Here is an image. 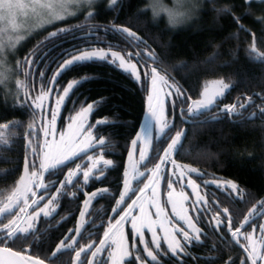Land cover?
Returning <instances> with one entry per match:
<instances>
[{
	"label": "trees",
	"instance_id": "16d2710c",
	"mask_svg": "<svg viewBox=\"0 0 264 264\" xmlns=\"http://www.w3.org/2000/svg\"><path fill=\"white\" fill-rule=\"evenodd\" d=\"M149 5L150 0H118L115 6L108 0H97L90 9L94 17H88L89 9L84 8L74 16L35 29L13 49V74L10 81L0 85V122L17 123L9 143H0V184L9 190L15 186L25 156L29 155L25 133L32 116L18 106L25 97L22 91L17 95L16 80H25V70L32 73L27 82L29 96L34 98L62 61L70 58V52L109 50L111 46V51L141 60L139 67H155L182 90V96L172 98L175 107L169 100L165 104L172 125L166 133L174 136L176 131L185 132L180 150L172 156L180 165L196 168L193 174L197 180L210 184L204 185L206 192L216 193L205 218L220 216L221 239L217 241L208 233L206 244L192 248L184 259L164 255L160 263L240 264L246 253L225 230L228 216L222 209L229 210L235 228L244 224V217L256 206L260 214H254L253 217L258 215L254 220L249 218L246 232L255 220L264 219V208L258 203L264 200V57L252 52L255 43L257 52L264 53V4L254 0L249 7L245 0H193L196 9L177 27H169L166 14L154 15ZM113 26L135 32L139 47L137 42L125 39L126 33L117 35ZM59 28L70 30L46 39ZM25 58L32 60L31 66ZM214 79L225 80L230 89L211 111L198 118L190 116L187 105L191 101L187 98L196 100L203 86ZM73 81L80 83L65 98L59 126L63 127L82 107L93 104L88 125L93 126L96 137L105 139V145L99 147L104 157L117 161L110 179L118 177L122 181L125 156L144 114L147 81L143 78L138 83L130 74L104 61L80 64L48 84L52 89L46 106L49 112L52 101ZM233 104L237 106L235 114L223 110ZM169 142L167 138L155 139L149 158L155 160ZM229 180L238 185L239 193L225 183Z\"/></svg>",
	"mask_w": 264,
	"mask_h": 264
},
{
	"label": "snow or ice",
	"instance_id": "6c2138e0",
	"mask_svg": "<svg viewBox=\"0 0 264 264\" xmlns=\"http://www.w3.org/2000/svg\"><path fill=\"white\" fill-rule=\"evenodd\" d=\"M187 2L188 0H175V6L170 8L163 3V0H150L149 6L154 15L158 16L164 13L167 15L169 21L175 23L186 16L189 10L186 8ZM253 2L254 0H245L246 5L249 7ZM255 2L264 4V0H255ZM110 3L112 6H115L118 0H110ZM93 4L94 0H0V85L5 84L6 81L9 80V73L11 71L3 60L5 49L16 48V46L35 29L74 16L84 8L89 9L87 12L88 17H94L93 11L90 10ZM113 28L117 35L123 36V34L126 33L127 36L125 39L137 42V47H139L138 37L135 32L126 27L120 28L119 26H113ZM69 30L68 28H59L52 31L46 39H51ZM252 52L264 57V53L257 52L255 43H253ZM128 55L131 56L132 54L128 53ZM140 55V53H137L138 57ZM148 55L152 56V53H148ZM68 56H70V58H66L62 61L58 66V71L51 80L43 84L39 94L35 95L34 98L29 96L30 86L27 82V78L32 75V73L25 70V80H16L17 95L22 91L25 97L23 102L18 106L22 109L26 108L32 116V120L28 125L29 130L25 133L29 155L25 156L23 175L20 176L15 186L8 191H0V264H46L44 259L29 252V248L32 247L29 242L37 235L36 222L41 218V214L44 218L50 217L56 211V206H58L59 202L57 200V195H52L47 203L42 207H38L40 201L44 200L45 197L41 194L39 199H37V191H34V188L36 190L43 189L47 192L52 187L53 183H55V181L51 180V177L63 172L64 168L67 167L68 171L64 180L60 182V187L55 190L56 193L60 195H66L65 190L69 185L73 187L79 186L80 180L78 178V173H82L83 183L87 185L90 179L99 180L101 176L104 175L106 168L113 165L111 159H104L103 156L94 158L92 154H88L90 149L97 150L106 143L104 138H98L93 134L92 125H85L88 114L93 110V104L82 107L76 112V115L69 117V131L67 134L64 131L57 130L55 127L56 121L60 115V107L64 103L65 98L69 96L70 90L74 88V85H78L80 81H73L67 84V87L63 89V95L55 100V107L52 108L50 112L46 109L44 103L46 98L52 93V89L48 87V84L55 82L57 77L69 71L71 68L92 61H104L107 63H116V61H119L117 66L122 68L126 74H130V77L134 78L138 83L141 80L136 64L130 61L126 62L124 56H122L119 51H111V46H109V51L100 48L80 51L79 54L70 52ZM25 59L26 63L31 66L32 60L28 58ZM137 63H141V60L138 59ZM153 63H155V60H153ZM21 67H23V63H21ZM150 73L151 87L145 88L148 92L146 118L144 123L140 126V130L136 134L135 139L131 141L133 152H129V158L131 159L134 152L138 149L139 161H137V164L143 163L149 159L147 153L152 145L154 132L157 139H170L166 148L163 149V155L157 158L161 163H171L177 170H180L178 178H174L175 172H173L172 175L166 179L167 189H173V185L177 184L178 180L185 175L184 171L181 169H186L188 173L197 172L196 168L187 164L179 165L175 159H172L173 152H178L180 146H182V137L185 135L184 130L176 131L174 136L170 135V133H166V129H170L172 125L169 123V119L166 115L165 98L167 97L172 106L175 107V102L171 100L172 96L176 95L179 98L183 93L178 86L170 84L168 79L161 75L155 67L150 69ZM40 76L43 77L44 73L41 72ZM148 79L149 74L145 73V80L147 81ZM229 87V84L223 79L210 81L204 86L200 94V99L192 100L191 97L187 98L191 101V103L187 105L188 114L198 118L200 115L211 111V108L216 104L217 97H222L225 90L229 89ZM168 89H174V91H169ZM236 107L237 106L233 104L225 106L223 110L235 114L233 110ZM240 107L243 108L244 105H240ZM181 114L183 115V111H181ZM49 115L50 119L48 118ZM42 117L46 123L38 128L37 121ZM105 122L106 121H97V124H103ZM16 123L15 121L11 122V124L8 122H0V143H9V140L15 134ZM41 133L43 134L42 141L40 139ZM81 133H83L82 136ZM66 135L67 139L65 138ZM85 154L87 155L88 161L92 162L91 165L85 166L78 163L75 165V168H73L71 166L72 163L75 162L77 158L82 160ZM32 157L36 159L34 160ZM37 160L39 161L38 165L36 162ZM101 162L104 167H100L98 171L94 172L93 170L96 169L97 165L101 164ZM145 168H147V164H145ZM147 170L151 172L152 177H145L149 180V183L144 184V187L139 189V191L143 192L151 187L153 189L152 195L154 198L156 195L155 185L159 182L160 178H163L161 164H156L154 168ZM133 171L137 172L138 176L145 175L144 172L138 171L136 164L133 165ZM45 173H47L50 178L48 183H45ZM127 175L128 173L126 171L125 176L127 177ZM153 178H155V182ZM225 183L234 192L239 193L240 189L236 183L230 180ZM187 186L191 187L194 193L199 187L195 180L191 178L187 180ZM217 186L219 187L220 185L217 184ZM136 190L137 189L130 188L127 180L125 181V190L120 193V198L116 201L117 209H113L117 215H119L120 211H123V215H119V219L115 220L114 224H110L105 229L103 232L104 238L100 239L99 244L90 252V259L88 258L89 250L93 249L95 241L80 246L79 250L75 253L77 260H79V264H94V261H96V264H125V261L130 256H134L138 264H144V258L139 252L129 251L127 237L123 233V224L125 222H130L132 225L134 233L132 249H136L135 237H139V243L144 245L143 251L152 262H155V264H158L157 255L161 247V237L158 236L156 232L157 226L165 233L163 239L165 243H167L168 250L173 256H177L180 252L186 255L189 254L188 245L200 241L199 233L201 230L196 227V223L193 222V217L187 215L188 210L184 208L183 205V201L188 199L183 189L178 193L180 197V211H177L178 202L173 199V192H168V203H171L173 208L172 214L178 220L184 221L183 225L174 229L175 232L182 234L183 244L180 240L176 239V236L171 230L165 227L170 221L167 220L164 208L161 207L158 200H153V206L157 209L155 215L158 218L164 214L165 218L162 223L152 220L150 214L146 213L142 206L140 211L146 219H141L136 216H132L129 219L128 211L119 209V206L124 203L128 192H135ZM105 194L111 195L109 189L102 188L98 191H93L90 197L83 202L84 210L79 213L80 223L76 228V234L78 236L80 235L81 228L84 227V218L89 204L93 199L103 197ZM202 199L203 197L197 195V200L190 205L194 212L201 211L197 205ZM54 202H56L55 205ZM258 203L261 208H264V200H260ZM136 204L137 201L133 200L132 204L128 205L127 208L131 209ZM29 208L32 209L31 213L28 212ZM222 211L228 216V231L231 232L234 239L241 232V228L244 227V224L250 223L249 218H252L254 214H258L257 207L253 206L247 216L244 217V224L235 227V230H233L234 226L229 210L224 208ZM25 217L27 218L26 220ZM196 220L198 221L199 217H196ZM138 221H140L139 224ZM216 223L220 224L221 221L217 220ZM22 224H24V226H21ZM145 228L152 235L151 244L155 245V249L150 248L149 242L145 240L143 231ZM253 231H255V228H253ZM261 231L264 232V225L261 226ZM69 238L70 237L67 236L64 237V239L60 241V244L51 252L53 260L58 253H61L62 249H71L73 245L77 243L75 238H72V243L66 244L65 241ZM245 238L249 241L247 245L241 243L238 239L236 240V243L247 253L240 264H247V261H250L251 264H264V251L261 250V248L264 247V237L260 238L259 246L252 240L250 235H246ZM105 249L108 250V259L103 262L97 261L96 258L101 253H104ZM154 251L157 252V255H154ZM81 253L85 254V259L83 260H80Z\"/></svg>",
	"mask_w": 264,
	"mask_h": 264
},
{
	"label": "flooded vegetation",
	"instance_id": "af4514ba",
	"mask_svg": "<svg viewBox=\"0 0 264 264\" xmlns=\"http://www.w3.org/2000/svg\"><path fill=\"white\" fill-rule=\"evenodd\" d=\"M155 141V139H154ZM152 142V146L153 143ZM151 146V148H152ZM150 148V151H151ZM150 151L148 153V157H150ZM0 152L1 149H0ZM88 154H92L94 158L98 156H103L104 159H111L113 161V165L108 166L105 170V173L99 180H89V183L85 185L83 183L82 173H78V178L80 180V184L77 187H73L71 185L68 186V188L65 190L66 195H60L56 193V188L60 187V182L64 180V177L67 174L68 168L65 167L63 172H60L54 176L51 177L52 181H55L53 183L52 187L45 192L43 189L36 190L34 188V191H37L36 198L39 199L40 195L43 194L45 199L40 201V204L38 207H42L45 203H47L48 199L51 198L52 195H57L58 200V206H56V211L48 218H44L41 214V218H39L36 222V229H37V235L31 240L29 243L32 245L31 248H29V252L39 256L41 259H44L46 264H79V260H77L75 253L79 250L81 245H86L87 243H91L95 241L93 244V249L89 250V259L90 252L94 250V248L99 244V240L103 239V232L105 229L110 225L114 224L115 220L119 219V215H123V211H120L119 215H117L113 209H117L116 201L120 198V193L122 192V185H123V177L122 181L115 178H111V173L114 171V168L117 167V161L113 157L105 158L102 154V149L97 150H89ZM162 153L159 154L161 156ZM127 155V154H126ZM126 157V156H125ZM127 158V157H126ZM32 159H36L35 157H32ZM173 159V156H172ZM126 161V159H125ZM37 165L39 164V161L37 160ZM149 162V163H148ZM151 162V163H150ZM83 164L85 166H90L91 161H88L87 155H83V159L77 158L75 162L72 163V167L75 168L76 164ZM147 168H145V164H147ZM156 164H161V172L163 174V178L159 179V182L155 185V197L153 198L152 192L153 189L150 187L143 192L139 191L141 189L142 185L145 183V180H147L145 177L150 172H147L143 177L141 176L139 179H136L131 184L130 188L137 189L135 192L129 191L127 196L125 197V201L123 204L119 206V209L128 211L129 219L132 216L140 217L141 219H146V217L143 216V214L140 211L141 206L143 207L144 211L148 214H150L151 219L154 221H158V223H162L164 221V214H162L159 218L155 215L157 209L153 206V200H158L160 202L161 207L164 208V213L167 216V220L170 221L167 225H169L173 233L176 234V237L178 240L181 241L183 244V236L179 232H175L174 229L180 227L184 224V221L178 220L172 213L173 208L172 204L168 203L169 197L168 192H173V199L176 200L177 203V211H180L179 208V201L180 197L178 196V193L181 189H183L185 195L188 196V199L186 201H183L184 208L188 210L187 215L193 217V222L196 223V227L199 228L201 231L199 233L200 241L195 244L188 245L189 252L192 250V248L195 247H202L206 243L204 242V238L206 236H213L216 238L217 241L221 239V232H222V226L220 224H217L216 221L219 220V215H215L211 219L205 218L206 213H210L211 206L213 203H215V196L216 193H207L206 187L210 184H207L205 182H201L197 180L195 175L193 173H188L187 171H184L185 175L178 180L177 184L173 185V189H167L166 186V179L167 177L171 176L173 172H175V177H179L180 170H177L171 163H161V161L158 158H155V160L148 159L144 161L143 163H140L137 168L140 169H151L154 168ZM179 164V163H177ZM125 165V162H124ZM180 165V164H179ZM100 167H104V165L99 164L97 165V168L93 171L96 172ZM125 169V168H124ZM24 170V164L22 165L20 176L23 175ZM182 170V169H181ZM124 172V171H123ZM19 176V178H20ZM17 179V181L19 180ZM194 179L196 184L199 185V187L196 189V192H193V189L191 187L187 186V180L188 179ZM49 175L45 173V183L49 182ZM153 181L155 182V178H153ZM75 183V181H74ZM205 185V186H204ZM107 188L109 189V192L111 195L105 194L103 197H98L96 199H93L91 203L88 206L85 218H84V227L80 230V235L78 236L76 234V228L78 224L80 223V211L84 210V201L88 199L93 191H98L99 189ZM8 187L1 186L0 184V191H8ZM87 193V195H86ZM197 195L203 197L202 200L199 201L197 207L201 209V211L194 212L192 210V207L190 205L193 204L194 201L197 200ZM227 195V194H226ZM139 197V199H138ZM136 200L137 204L134 205L131 209H128L127 206L132 204V201ZM56 202H54V205ZM28 212L31 213L32 209L29 208ZM260 212L258 213V215ZM257 215V216H258ZM257 216L252 217L251 219L254 220ZM196 217H199V220H196ZM27 218L25 217V220ZM47 221V222H45ZM6 222V221H5ZM140 221H138L139 224ZM213 223V225H207V223ZM255 228L256 234H258L261 231V226L264 225L263 220H255L252 224ZM21 226H24L22 224ZM247 224H244V227L241 228V232L237 235V237L234 239L231 235V232L228 231V224L226 225L225 230L227 231L230 238L236 242V240H240L241 243L246 244L244 240V236L246 235V231L244 230ZM186 227V226H185ZM235 230V228H233ZM145 234V240L149 242V247L152 249H155V245L151 244L152 235L148 230L145 228L143 229ZM157 235L161 237L160 240V249L159 254L157 255V252L154 251V255H157L158 264L160 263V257L167 255V256H173L172 253L168 250V245L163 240V234L161 231V228L159 226L156 227ZM123 233L127 237L128 242V248L129 251H136L139 252L143 258H144V264H155V262H152L150 258L147 257V254L143 251L144 245L139 243V237H135L136 240V249H132V243H133V229L130 222H125L123 224ZM248 234V233H247ZM70 237L68 240L65 241L66 244L72 243V238H75L77 241L76 244L73 245L71 249H62L61 253H58L57 256L54 258L51 257V252L60 244V241L64 239V237ZM239 245V244H238ZM241 249L244 251V249L241 247ZM107 249H105L104 253H101L96 260L97 261H105L107 260ZM245 253V252H244ZM247 253L245 254L246 257ZM186 254L183 252H180L177 256H173L175 258L184 259ZM85 259V254L81 253L80 260ZM248 264H251L250 261H247ZM94 264H96V261H94ZM125 264H138V262L135 261L134 256H130L126 261Z\"/></svg>",
	"mask_w": 264,
	"mask_h": 264
},
{
	"label": "rangeland",
	"instance_id": "374dc122",
	"mask_svg": "<svg viewBox=\"0 0 264 264\" xmlns=\"http://www.w3.org/2000/svg\"><path fill=\"white\" fill-rule=\"evenodd\" d=\"M94 1H97V0H94ZM109 2H110V0H108ZM164 4L167 6V7H174L175 6V0H164ZM186 8L187 9H189L188 11H187V14H186V16L184 17V19H187L188 18V16H190L191 15V13H192V11L194 12V9H196V7L193 5V0H188V2H187V4H186ZM167 16V15H166ZM181 20H183V18L181 19ZM94 49H100V48H94ZM89 50H93V49H89ZM106 51H109L108 49H105ZM83 51H85V50H83ZM15 52V50H13V49H5V51H4V54H3V60H4V63H5V65L11 70V67H10V62H11V57H12V54ZM77 54H79V53H77ZM122 56H124L123 54H121ZM109 58H110V54H109ZM124 58H125V61L126 62H131V63H134V64H136V68H137V71L139 72V74H140V77H141V79H143V78H145V73H148L149 74V79L147 80V88H150L151 87V80H150V76H151V73H150V69L152 68V66L151 67H149V68H146V67H144L143 65H141L140 67H139V65H138V63H137V61H136V58H130V57H126V56H124ZM111 64H113V65H115L116 67H118L117 65L119 64V61H116V63H111ZM118 68H120V67H118ZM121 70H123L122 68H120ZM124 71V70H123ZM158 71V70H157ZM159 72V71H158ZM160 73V72H159ZM11 74H13V72L12 71H10V73H9V76L11 75ZM161 75H163V76H165L166 77V75L163 73H160ZM167 79H168V81H169V83L170 84H174L175 86H176V84L175 83H173L168 77H166ZM215 80V79H214ZM8 81H10V78H9V80ZM212 81V80H211ZM210 81H208V83H209ZM227 83V82H226ZM205 86V85H204ZM204 86H203V88H204ZM230 86V85H229ZM203 88H202V90H201V92L203 91ZM229 89H230V87H229ZM229 89H227V90H225V93L229 90ZM169 91H174V89H168ZM224 93V94H225ZM201 94V93H200ZM62 95H63V92H62ZM147 96H148V92H147V94H146V96H145V108H144V114H143V117H142V120H141V124H140V126L144 123V121H145V118H146V112H147V105H148V99H147ZM175 95H173L172 96V98L174 97ZM57 98H59V97H56L53 101H52V108H54L55 107V100L57 99ZM172 98H171V100H172ZM201 98V96L199 95L198 97H197V99H200ZM221 97H217V100H219ZM216 100V101H217ZM168 101V98L166 97L165 98V104H166V102ZM45 106H47V104L49 103V96L46 98V100H45ZM62 106H63V104H62ZM62 106L60 107V110H59V112L61 111V108H62ZM87 107V106H86ZM51 111V110H50ZM79 111V110H78ZM77 111V112H78ZM74 115H76V113L74 114ZM59 117H60V115H59ZM58 117V119H57V121H56V124H55V127L57 128V130H60V131H64L66 134L68 133V124H69V120H67L65 123H64V125H63V127H61L60 128V126H59V122H60V118ZM49 119H50V115H49V117H48ZM42 119V118H41ZM41 119L40 120H38L37 121V127L39 128V127H42L45 123H46V121L44 120V123H42L41 124ZM31 122V121H30ZM90 122V113L88 114V116H87V119H86V121H85V125L87 126L88 125V123ZM29 125V124H28ZM140 126H139V129H138V131L136 132V134L139 132V130H140ZM83 135V133H81V136ZM136 137V136H135ZM66 139H67V135H66V137H65ZM40 139H41V141L43 140V134L41 133L40 134ZM57 139H58V137H57ZM135 139V138H134ZM154 139H157L156 138V134H155V132L153 133V141H154ZM152 141V142H153ZM152 146V145H151ZM138 147H139V142H138ZM151 148V147H150ZM150 148L148 149V153H149V151H150ZM129 152H133V146H132V144H131V147H130V150L128 151V153H127V155H126V161H125V165H124V172H123V180H124V182H123V185H122V192L125 190V181L127 180V182H128V184H129V187L131 186V184L133 183V181L134 180H136V179H139L141 176H138V174H137V172H134L133 171V165L134 164H136V166H138L139 164H137V161H139V151H138V149L134 152V155H133V157L130 159L129 158ZM147 153V154H148ZM163 155V154H162ZM161 155V156H162ZM138 169V171H142V172H144L145 174L147 173V172H149V171H146V169H140V168H137ZM183 171H187L186 169H182ZM127 171V173H128V175H127V177L125 176V172ZM143 177V176H142ZM147 177H149V178H151L152 177V174H151V172L147 175ZM146 183H149V180L147 179V180H145V183L144 184H146ZM144 184L142 185V187H141V189L144 187ZM263 221H264V219H263ZM165 227H167L169 230H171L172 232H173V230H172V228L169 226V225H165ZM253 228L254 227H252L251 229H249V231L246 233V235H250L251 237H252V240L259 246L260 245V238L261 237H264V232H259L258 234H256V230L255 231H253ZM162 234H163V236L165 235V233L162 231ZM174 234V233H173ZM175 236H176V234H174ZM245 235V236H246ZM245 236H244V238H245ZM176 239H177V237H176ZM164 240V239H163ZM244 242H246V244H248L249 243V241L246 239ZM167 244V243H166ZM261 250L262 251H264V247H262L261 248Z\"/></svg>",
	"mask_w": 264,
	"mask_h": 264
},
{
	"label": "clouds",
	"instance_id": "9594fccd",
	"mask_svg": "<svg viewBox=\"0 0 264 264\" xmlns=\"http://www.w3.org/2000/svg\"><path fill=\"white\" fill-rule=\"evenodd\" d=\"M181 22L182 21L180 20V21H177V22L173 23V22L168 20L169 27H177V26H179L181 24Z\"/></svg>",
	"mask_w": 264,
	"mask_h": 264
},
{
	"label": "water",
	"instance_id": "95a60500",
	"mask_svg": "<svg viewBox=\"0 0 264 264\" xmlns=\"http://www.w3.org/2000/svg\"><path fill=\"white\" fill-rule=\"evenodd\" d=\"M24 171V170H23Z\"/></svg>",
	"mask_w": 264,
	"mask_h": 264
}]
</instances>
